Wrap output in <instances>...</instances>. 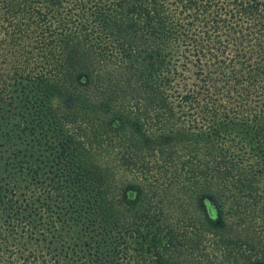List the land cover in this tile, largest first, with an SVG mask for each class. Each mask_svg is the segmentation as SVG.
Masks as SVG:
<instances>
[{"label": "trees", "instance_id": "obj_1", "mask_svg": "<svg viewBox=\"0 0 264 264\" xmlns=\"http://www.w3.org/2000/svg\"><path fill=\"white\" fill-rule=\"evenodd\" d=\"M0 264H264V0H0Z\"/></svg>", "mask_w": 264, "mask_h": 264}]
</instances>
